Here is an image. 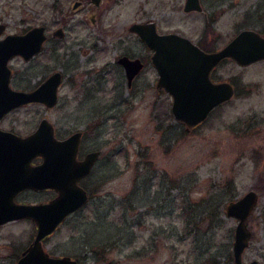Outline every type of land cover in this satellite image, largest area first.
<instances>
[{"label": "rangeland", "instance_id": "rangeland-1", "mask_svg": "<svg viewBox=\"0 0 264 264\" xmlns=\"http://www.w3.org/2000/svg\"><path fill=\"white\" fill-rule=\"evenodd\" d=\"M73 1L0 0L8 32L42 24L48 35L35 57L11 61L14 86L33 87L55 70L64 75L57 104L17 110V128L34 130L45 116L57 137L84 132L81 155L100 151L80 183L86 204L44 240L45 250L77 264H233V223L222 210L229 194L218 184L249 141L239 130L264 120V59L246 66L220 61L210 76L230 81L234 95L187 131L171 114L169 94L155 86L151 50L126 28L152 19L159 33L219 49L242 28L264 35V0H200L202 10L188 13L184 0H102L98 8L81 0L71 10ZM59 26L64 36L52 38ZM123 54L145 63L129 88L116 61ZM53 195L33 191L30 199ZM35 231L29 219L1 224L0 264H14Z\"/></svg>", "mask_w": 264, "mask_h": 264}, {"label": "water", "instance_id": "water-1", "mask_svg": "<svg viewBox=\"0 0 264 264\" xmlns=\"http://www.w3.org/2000/svg\"><path fill=\"white\" fill-rule=\"evenodd\" d=\"M90 1L96 8L101 2ZM81 5V0H74L71 10ZM182 10L185 13L200 12V0H184ZM90 22L95 24L94 17H90ZM127 30L135 33L152 51L150 62L158 75L155 86L169 94L171 114L187 131L204 121L213 108L234 95V86L230 81L211 79V71L220 61L231 58L239 66H246L264 59V35L253 28L240 29L222 47L208 51L178 33H159L152 19L132 22ZM63 34L62 27L52 32L53 37L60 38ZM45 39L44 26L35 25L23 34L9 35L0 43V115L14 106L29 102L42 103L47 108L56 103L57 86L61 80L59 71L49 75L31 91L12 90L8 86L7 60L15 55L25 61L30 59L41 50ZM118 63L123 66L127 85L130 86L142 67L140 59L124 55L118 58ZM14 137L16 142L11 158L7 160L8 166L2 163L9 170L10 182L7 186H0V224L29 218L36 226L32 241L14 264H76V260L68 255H50L44 249L42 239L68 214L87 202L88 194L78 180L89 173L98 151L89 152L78 160L80 132H74L64 139L57 138L53 124L46 117L40 119L29 136ZM37 156L41 157V161L31 164V160ZM27 188L53 189L56 195L47 202H14L13 196ZM246 198L227 206L228 214L240 219L234 232L233 259L235 264H259L255 260L245 263L241 258L250 236L245 226L248 210L240 213Z\"/></svg>", "mask_w": 264, "mask_h": 264}, {"label": "flooded vegetation", "instance_id": "flooded-vegetation-1", "mask_svg": "<svg viewBox=\"0 0 264 264\" xmlns=\"http://www.w3.org/2000/svg\"><path fill=\"white\" fill-rule=\"evenodd\" d=\"M101 2H102V0H101ZM101 2H100V4H101ZM201 6H202V4H201ZM90 17L93 18L92 15ZM94 20H95V18H94ZM0 24H2V25H0V43L4 39H6L9 35L23 34L28 29L31 28V27H29V28L25 29L23 32H19V33L18 32H8L7 31V25L2 23V22H0ZM40 25H42V24H40ZM59 27H62V26H59ZM59 27H57V28H59ZM127 28H128V26H127ZM127 28H126V32L130 33L127 30ZM55 29H53L51 31L50 36L52 38H57V39L62 38V37L59 38V37H53L52 36V32ZM44 32L46 34V39L44 40V42H45L47 40V37H48V35L46 33L45 26H44ZM63 36H64V34H63ZM44 42H43V45H44ZM196 44H198V42ZM43 45H42L41 50L38 53H40L42 51ZM37 54H35L33 57H35ZM124 55L130 57L129 55L123 54V55H120L118 58H120L121 56H124ZM17 56H19V55H15V56L9 58L6 62L7 68L9 70L8 86L12 90L31 91L34 88H36L49 75H51L52 73H54L56 71H59L61 74V80L57 86V91H56L57 92V101H58V89H59V86L62 83L63 78H64L63 73L60 70H55V71L51 72L50 74H48L46 77H44L41 82H39L37 85H35L33 87L31 86V87L25 88V89L16 88L13 84L14 71H13V68L11 66V61L14 60ZM19 57H21V56H19ZM33 57H31L30 59H32ZM118 58L116 60L117 63H118ZM130 58H139L141 63H142V67H141L140 71L132 79V82H133L134 78L136 76H138V74L141 72V70L145 66V63H144L143 59L139 56H132ZM30 59H28L26 61H29ZM149 59H150V56H149ZM260 60H263V59H260ZM257 61H259V60H257ZM257 61H255V62H257ZM118 64L123 69V73H124L125 80H126V86L128 88L131 87L132 82H131L130 86L127 85V78H126L123 66L120 63H118ZM57 101L52 107H54L57 104ZM32 103H37V102H29V103H25L22 105L14 106V107L8 109L7 111H5L3 114L0 115V186L1 185L7 186L8 182H10L9 176H8L9 170L7 168H4L2 166V163L4 165L8 166L7 160L11 158V155L13 153V149L15 146V142H16L14 136H19V137L23 138V137L29 136L34 131L32 129L20 131L17 128V122L20 120V117L17 115V110H21L23 108H26L27 106L31 105ZM40 104H42V103H40ZM42 105L45 108H47L44 104H42ZM52 107H50V108H52ZM43 117H45V116H43ZM43 117H41V118H43ZM39 121H38V123H39ZM28 123H30V122H28ZM74 132H80L79 146H78V151H77V155H76V158L78 160H82L85 157V155L89 152L98 151V156H97L95 162L93 163L89 173L86 174L85 176L81 177L78 180V184L80 186H82L80 184L81 181L90 175L93 167L95 166L96 162L98 161L100 151L98 149H92L89 151H85L84 154L81 155V152H82L81 142L83 140L84 132L82 130H74V131L69 132L67 135H65L63 137H57L56 133H55V128H54L55 136L57 138H60V139H64ZM239 132H242L243 134L248 135L249 141H246L247 143H245V142L241 143L240 149L238 152V156L235 159H233V161H232V166H231L232 168L230 167V169H228V174H226V177L222 178L221 182H219V184H218L221 186L223 191H226L229 194L228 198L224 199L222 201L224 203V204L222 203L223 204L222 210L225 214V217L227 219L232 220V223H233L232 243H231V262L233 264H235L234 259H233L234 232H235L236 226L239 223L240 219L235 215L228 214L227 206L230 203H235L236 201L240 200L241 198L247 197L245 199L244 205L242 207V211L240 213L243 214L246 210H248V213H247L246 218H245V226H246V229L248 230L250 236H249V239L247 241L246 246L242 250L241 258H242V261L245 263L250 262L252 260H255L259 264H264V120H253V121L249 122V124L244 129L239 130ZM250 141H252V144ZM246 145H248V146H246ZM40 161H41V157L37 156L31 160V164H35V163H38ZM241 184H245L244 188L242 187V189H241ZM47 190H50L54 193V195L52 197H54L56 195V192L53 189L33 190L31 188H27V189H23V190L17 192L13 196V201L16 203H22V204L47 202L52 197L45 200V201H34L33 202L32 199H30V196H31L33 191L40 192V191H47ZM85 204L86 203H84L82 206H84ZM82 206H80L78 209H80ZM78 209H76V210H78ZM73 212H71V213H73ZM230 212H232V210ZM70 214H68L65 217V219L61 223H59L58 226L51 233H53L59 227V225L62 224L66 220V218ZM23 219H29V218H23ZM13 220H18V219H13ZM29 220H31V219H29ZM9 221H12V220H9ZM9 221H6V222H9ZM6 222H4V223H6ZM4 223H2V224H4ZM50 234L46 235L42 239V242H44V240ZM43 247H44V245H43ZM23 250L20 252V255L23 252ZM247 251H250V253H251L250 258H246ZM60 256H63V255H60ZM76 264H77V260H76Z\"/></svg>", "mask_w": 264, "mask_h": 264}, {"label": "trees", "instance_id": "trees-1", "mask_svg": "<svg viewBox=\"0 0 264 264\" xmlns=\"http://www.w3.org/2000/svg\"><path fill=\"white\" fill-rule=\"evenodd\" d=\"M199 44V46L202 48V49H204V50H212V47H210V46H207V45H205V44H203L202 42H199L198 43Z\"/></svg>", "mask_w": 264, "mask_h": 264}]
</instances>
